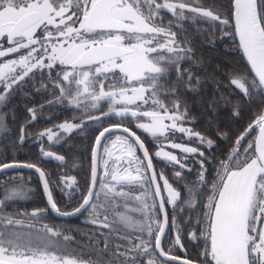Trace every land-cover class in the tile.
Instances as JSON below:
<instances>
[{"label":"snow or ice","instance_id":"obj_1","mask_svg":"<svg viewBox=\"0 0 264 264\" xmlns=\"http://www.w3.org/2000/svg\"><path fill=\"white\" fill-rule=\"evenodd\" d=\"M161 9H167L178 17H183L187 10L196 17L220 21L223 25L229 24L228 19L221 20V17L214 14L212 10H203L199 6L192 7L185 2L157 4L155 0H0V38L6 39L10 45L6 49H2L0 45L2 49L0 57H6L9 54L19 56L18 59L0 63V87L4 88V93L0 94V102H3L6 96L14 90L13 86H19L33 69L45 67L51 69L58 61L60 65L70 66L72 69V71L63 73V80L68 81L69 86L72 81L76 84L75 94L71 93L70 87L66 90L61 84H56L55 87L60 88L61 99L67 97L68 102L75 103L77 107L85 103H91L92 107H95L106 98L112 101L109 112L89 117V120H102L111 116L123 119L129 114L137 119L143 116L150 118L151 122L140 123L137 127L154 138L165 136L169 129H174L180 133H187L189 137L198 136L201 143H204L205 138L200 133H193L190 129L178 127V123H183L186 113L177 115L165 105L160 104L158 100H154L153 103L161 111L140 113L129 107L138 108L139 105L136 102L140 100L147 103L143 94L148 92L149 88L144 87L145 81H152L151 93L153 96L157 95L158 82L168 72L169 66L176 65L177 71L180 72V62L192 51L190 48L183 47L182 42L177 41L176 33L155 24ZM231 15L235 20V34L239 37L240 47L254 73L250 83L247 77H241L233 79L232 84L236 85L249 100L258 96L261 103H264V0H232ZM75 24H78V27H73ZM171 26L169 24V28ZM38 29L43 30L42 36ZM161 35L166 37L164 43H159L157 40ZM92 37L101 38L93 39ZM133 40L135 42H132ZM36 45H39V48ZM21 50H25L24 55H19ZM84 67L94 68L95 72L83 71ZM113 69H119L125 82L140 81V87L132 88L131 95H129V90L126 88H121L118 92L104 91L105 85L101 81L100 91L96 93V81L100 75ZM184 74L185 72H180L181 77ZM187 74L189 75L188 83L191 84V73ZM117 104L124 106L116 107ZM175 109L178 111L179 103L175 105ZM34 111V109H29V112ZM238 114L237 112L236 115ZM165 120H171V125L165 124ZM256 126L259 127V134L255 140V153L249 157V153L252 152V144L249 143L248 147L244 148L243 157H241L239 148L242 146V141ZM59 127L66 132H71L81 125L64 123ZM119 127L120 125H114L104 128L96 137V146L92 149L93 187L88 189L83 202L71 212H62L57 207L49 191L46 174L35 165L0 164V173L18 167L36 168L43 181L44 192L47 194L51 209L58 215H75L85 209L93 197L99 198L100 193L96 192L94 187L98 178L97 147L107 133ZM128 131L127 128L124 129V132ZM21 133L20 140L23 141L26 138L23 134V127ZM45 135L49 141H52L56 134L51 130L39 134L40 137ZM132 136H135V133H132ZM206 142L209 147L213 144L210 139ZM123 143L127 146V154L133 157L137 151L135 145H138L139 149L144 151V158L148 159V163L143 174H141L143 164L137 167L136 175L127 169L123 173L112 171L110 175L113 183L111 184L103 183L104 178L101 177V188L105 199L111 203L109 193L113 194V199L115 196L125 195L123 190L116 191V185L149 182L157 185L155 195L159 196L160 187L157 184L156 173L152 172L150 181L147 177V170L152 169V163L148 158L149 154L144 143L138 136H135V140L131 142L130 138H126ZM171 147L187 154H194L198 151L196 148L175 143L171 144ZM43 155L53 157L54 154L44 152ZM161 155L168 161L179 164L181 168L185 166L176 155L169 152L156 153L157 157ZM199 155L204 157L203 152ZM54 158L61 161L64 159L62 156ZM136 159L139 158L136 157ZM104 163L107 166V161ZM206 173L207 169L202 160L201 171L196 181L202 186L201 189L188 187L189 200L186 203L191 206V210L199 206V201L194 198L201 195L203 187L207 186ZM107 175L109 173L106 167L105 176ZM175 175L177 179L183 178L180 172ZM160 179L164 180V187L168 192L166 203L175 204L181 193L173 189L163 175ZM61 183H67L71 188L75 181L62 180ZM28 191L31 189H25L21 185L9 189L4 200H0V226H2L0 227V264H84L83 261L78 262L76 259L58 254L52 237L59 238L61 233L55 230L54 226H42L48 240L44 244L34 242L30 233L25 240L20 233L8 231L15 225L24 226L23 220L13 218L15 215L37 217L45 211L39 209L31 214L3 213L5 201L24 198ZM211 191L212 195L205 205L208 211L205 213L207 223L203 230L204 235L210 238L211 249L202 255L205 259L210 256L214 264H264V223H262L264 222V114L259 115L252 124L248 125L245 132L237 137L235 148L227 159L220 161L217 179L212 184ZM66 195L71 198L73 194L69 192ZM144 195L147 197L150 193L146 192ZM136 199L140 200L141 197L138 196ZM164 207L165 201L162 200L159 210L163 212ZM154 209L155 204L149 206L145 202L140 210L142 219L139 221L126 214H118V223L125 228L138 229L141 232L146 230L148 234V239H140L139 244H133L121 254L125 257V264H136L139 257L155 253L156 250H159L160 257L168 256V253L161 247L162 236L168 223L167 214L165 213L162 223L158 219L153 220L152 211ZM92 210L96 214L99 208L93 204ZM107 221L108 217L105 216L104 228H110ZM175 221L176 217H173L172 226L179 233L180 230ZM92 223H97V219H93ZM153 224L159 228L158 233L154 232ZM27 227L32 229L34 225L29 224ZM153 235L155 236L154 248L151 242ZM190 238L196 239L195 234H190ZM70 239L69 236L64 237L66 242ZM179 243L180 236L177 235L176 244ZM107 247L105 243V250ZM129 252H134L136 255L129 257ZM170 259L176 260L177 258L171 257ZM147 264H155V260L149 259ZM183 264H192V262L185 260Z\"/></svg>","mask_w":264,"mask_h":264},{"label":"trees","instance_id":"obj_2","mask_svg":"<svg viewBox=\"0 0 264 264\" xmlns=\"http://www.w3.org/2000/svg\"><path fill=\"white\" fill-rule=\"evenodd\" d=\"M172 1L207 8L221 18L229 20L228 25H223L219 21L196 17L188 11H185L183 17L174 16L167 9H161L155 20L157 26L176 33L177 41L182 42L183 47L190 48L192 51L179 65L180 72H185V74L181 77L176 65L169 66L168 72L158 82L157 95L153 96L151 93L152 81L144 82L146 88H149V91L145 92L147 103H140L138 108L161 111L153 103L154 100H158L160 104L165 105L177 115L186 113L183 117V123H180L181 126L190 129L193 133H200L205 138L204 143H201L200 138L195 135L188 139L181 138L186 141L187 145L198 150L194 154L184 152L177 154L178 159L185 165L183 168L164 157L156 156L157 150L162 145L161 137L154 138L136 126L138 122L145 121L148 117L141 116L137 119L128 115L123 119L111 116L102 120H89V117L100 116L102 113L109 112L112 102L106 100L98 103L95 107H92L91 103L80 107H77L76 104L67 106L59 98L46 103L37 108L40 111L36 114V119L25 127L26 139L24 143H19L20 129L31 117L28 110L46 99L50 90V87L45 84L43 73L42 78L38 81L31 80L33 77H27L19 86H13L14 90L11 91V94L7 95L3 102H0V125H2L0 128V164L22 162L39 167L46 174L49 189L57 207L62 212H70L80 205L88 190L92 148L98 133L111 125H120L132 130L142 140L150 154L165 201L168 228L163 239V250L168 254L178 256L179 247L176 244H170V242H176L177 235L180 236V242L183 240L190 241L192 240L190 234H196L197 226H206L207 217L205 213L208 209L205 205L208 203L212 191L207 186L203 187L201 195L194 198L199 201V206L195 210H191V206L186 203L189 200L188 187L197 190L202 187L196 183L198 173L201 170V161L204 160V167L207 169L208 185V183L213 182V177L217 178L220 161L227 159L233 151L237 137L244 133L248 125L252 124L259 115L264 114V103H261L258 96L249 100L236 85L232 84L233 79L247 77L250 83L253 78L235 36L231 15L232 0H155L157 4ZM169 24L172 25L171 28H169ZM157 40L159 43H164L166 37L161 35ZM187 73H191V84L188 83L189 75ZM104 76H109L113 81H116L117 86L127 87L122 80L123 77L120 78L116 71L105 73L101 78ZM3 93L4 88L0 87V94ZM177 103H179L178 111L175 109ZM237 112L238 115H236ZM68 122L81 125V127L74 128L71 132L59 134L52 141H49L46 135L39 136L46 130L53 132L58 129L61 123ZM257 129L258 126L242 141L239 152H243L248 142H253ZM116 134L120 133L106 136L100 147L98 179L95 189L96 192L100 193V196L98 199L93 197L87 209L74 219H59L51 214L43 195L40 180L34 172L9 170L1 173L0 200H4L9 189L21 185L25 189H31L24 198L5 201L3 204L4 214H31L35 210H45L37 217L15 215L13 218L23 220L24 226L15 225L8 231L20 233L25 237V240L30 233L34 242L44 244L48 240L42 226H54L55 230L61 233L59 238L52 237L58 254L76 259L78 262L83 261L84 264L89 261L91 264H125V257L121 255L125 249L131 248L133 244H139L140 239H148L146 230L141 234L137 229H131L130 232L118 223L119 213L130 217H133L131 216L132 213L134 217L142 214L141 211L137 213L138 204H133V210L130 213L126 210L125 205L131 199H128V196L141 197L138 200L141 206L145 202L149 206L155 204V209L152 211L153 220L158 219L161 222V214L150 182L116 185V191L123 190L125 195L115 196L113 199V194L109 193L111 203L105 199L100 178H104L103 183L111 184L113 182L109 179L111 171L109 175L105 176L100 162L102 161V151L106 150L109 140ZM120 135L128 138L123 134ZM208 139L213 141L211 147L207 145ZM119 145L120 143L115 144L112 149L114 151L120 150V152L126 149L125 145ZM46 151L63 156L65 158L64 163L59 164L45 159L43 153ZM200 152L204 153V157L199 155ZM133 158L136 162L129 165L131 173L136 175L137 167L143 164L144 167L141 168V174H143L146 166L138 149ZM177 172L181 173L182 179H177L175 175ZM161 175L168 180L173 189L181 193L175 204L166 203L168 192L165 190L164 180L160 179ZM147 177L149 179L148 172ZM62 180H74L75 184L70 188L67 183H61ZM69 192L73 194L71 198L66 195ZM146 192L150 195L145 198ZM93 204L99 208L96 214L92 210ZM130 208L132 209L131 206ZM105 216L108 217L107 222L110 228L103 227ZM173 217H176L175 223L180 230L179 233L172 226ZM93 219H97V223H92ZM29 224H33L34 227L29 229L27 227ZM153 229L154 232L158 233L159 228L155 224H153ZM65 236H69L71 239L66 242ZM195 236L196 239L193 240L201 238ZM151 242L154 248V235ZM105 243L108 245L106 250ZM134 255H136L134 252L128 253L129 257ZM149 259H154L155 264H172L163 261L156 251L139 257L136 264H147Z\"/></svg>","mask_w":264,"mask_h":264},{"label":"flooded vegetation","instance_id":"obj_3","mask_svg":"<svg viewBox=\"0 0 264 264\" xmlns=\"http://www.w3.org/2000/svg\"><path fill=\"white\" fill-rule=\"evenodd\" d=\"M49 27H51V26H49ZM73 27H78V24L73 25ZM38 32L40 33L41 36L43 35V30L38 29ZM92 38L93 39H100L101 37H92ZM0 40H2V42L0 44V45H2V49H6L7 47L10 46L6 39L0 38ZM77 42H79V41H77ZM36 47L39 48V45H36ZM24 54H25V50H21L20 53H19V55H24ZM0 58H1L0 61L3 60V62H5L6 60L18 59L19 56L17 54H9L6 57H0ZM45 63H47V60H45ZM65 71H72V69H71L70 66L60 65L59 62L57 61L51 69L46 68V67L45 68H41V69H33L32 73L29 74L30 77L28 76V78H32L33 77L31 80H37L38 81L40 78H42V76H43L42 73H43L45 75L44 76L45 84L50 87V90L48 91L47 98L42 100L39 103V105H36V106H33V107L30 108V109H35V111L34 112H29V110H28L30 116H31V114H34L35 117H36V114H38V112L40 111V109H37L38 107H40V106H42V105H44L46 103L53 102V101L57 100L58 98L60 99V101L63 104H65L67 106L70 104L68 102V98L67 97H64L63 99L60 98L61 97L60 88L59 87H55V85L59 83L66 90L69 89V87H70L71 93L75 94V92H76L75 81H72L71 85L69 86V82L63 80V73ZM83 71L95 72V69L94 68L90 69L88 67H84ZM111 71H116V69H113ZM58 74H59V76H58ZM25 79H27V77ZM101 81H103V83L105 85L104 91L118 90V89H121V88H126V89L131 90L132 88H134L133 86L132 87L117 86V84H116L117 82L116 81H113L112 78H109V76H104L103 78H100V80L96 81L95 91L98 90V93H99V88H100V82ZM105 100L108 101V102L111 101V100L106 98L104 100H101L99 103L104 102ZM74 104L75 103H71V105H74ZM87 104H89V103H85V105H87ZM256 133H257V131H256ZM255 137H256V134L254 135L253 142L252 143L248 142V144L245 146V148H246V147H248L249 143L252 144V152L249 153V157H251L255 153ZM240 153H241V157H243L244 150H243V152H240ZM235 163L236 162L234 161L233 164L235 165ZM200 165H201V163H200ZM216 179L217 178L213 177V182L212 183H208L207 188L209 190H211L212 184L214 183V181ZM199 212H201V211L199 210ZM205 223H207V218H206V222ZM204 228L205 227L197 226V228H196L197 232H196L195 235H197L198 237H201L198 240H193V239L190 240V241L189 240L188 241L183 240L179 244H176V242H170V244H176V246L179 247L180 251L178 252V256H176V257L187 259L189 261H192V262H195V263H198V264H214V262L211 260L210 256H208L207 259H205V257L202 255L205 251H210V249H211V241H210V238H208V237H206L204 235V233H203ZM202 235H203V237H202ZM204 238H205V240H203ZM162 247H163V243H162ZM169 255H172V254H169ZM172 256H175V255H172ZM172 264H175V263H172Z\"/></svg>","mask_w":264,"mask_h":264},{"label":"rangeland","instance_id":"obj_4","mask_svg":"<svg viewBox=\"0 0 264 264\" xmlns=\"http://www.w3.org/2000/svg\"><path fill=\"white\" fill-rule=\"evenodd\" d=\"M2 40H0V44H1ZM132 42H135L134 40ZM1 50V49H0ZM1 59V58H0ZM0 63H3V60L0 61ZM116 72L119 73L120 75V78L121 76L123 77V74L119 72V69H116ZM94 73V72H92ZM104 75V74H103ZM102 75H100L99 79L101 78ZM79 78V77H78ZM97 80V81H98ZM123 82L125 83V85L127 87H140L141 85V82L140 81H135V82H125L124 81V78H122ZM144 87L146 88L145 84H144ZM100 89V88H99ZM129 90V89H128ZM110 91H113V90H110ZM96 93H98V90L95 91ZM129 95H131V90H129ZM144 95V98L145 97V93L143 94ZM112 102V101H111ZM144 102L143 100H140V101H137V105H140V103ZM111 105V104H110ZM124 105L122 104H117L116 107H123ZM131 107L133 110H136L138 112H151L152 110L150 109H147V108H142V109H139L135 106H129ZM150 118H148L147 120L145 121H142V122H138V124L140 123H150ZM69 123V122H68ZM165 124H168V125H171L172 121L171 120H165L164 121ZM61 124H64V123H61ZM60 124V125H61ZM136 125V126H137ZM178 127H182L180 123H178ZM64 131L63 129H61L60 127H58L57 130L53 131L52 133L56 134L54 135V139H56L58 137L59 134H63ZM120 138L119 140L117 138ZM161 139H162V145L160 146L161 148L157 150V152H169L173 155H176L177 154H181V150L180 149H174L171 147V144L175 143V144H181L183 146H187V147H192V146H189L186 144V141H184L183 139H181L182 137L183 138H186L188 139L189 138V135L187 133H180L178 130H174V129H169V131L166 133L165 136H160ZM126 138L123 137L122 135L120 134H116L114 135L110 140H109V143L106 145V150H103L102 151V161L100 162V165L103 166V174L105 173L106 171V167H107V172L109 173L110 171H119L121 173H123V171L125 169H127L128 171L131 172V167L129 165L133 164L136 162L135 158L129 156L127 154V146L125 145V143H123V141L125 140ZM117 143H120V145H125L126 146V149L122 150L120 152V150H116L114 151L112 149V147L117 144ZM119 145V146H120ZM194 148V147H192ZM109 153H111V155H109ZM160 157H163L162 155ZM105 161H107V166H105ZM126 165H124V164ZM110 172V173H111ZM104 176V175H103ZM109 179H111V175L109 177ZM131 198V199H130ZM146 198V197H145ZM128 199H130V201L127 202V204L125 205L126 207V210H128V212L130 213V211L133 210V204L137 205V213L138 211H140L142 209L143 206L140 205V202H138V200L135 198V195L133 196H128ZM134 202H137V203H134ZM130 206L132 207V209L130 208ZM133 216L132 218L136 221H139L142 219V214H139L137 216L134 217L133 213L132 215ZM264 223V222H262ZM131 229L132 228H126L127 231H130L131 232ZM138 230V229H137ZM129 233V232H128ZM139 234H141V231H139Z\"/></svg>","mask_w":264,"mask_h":264},{"label":"water","instance_id":"obj_5","mask_svg":"<svg viewBox=\"0 0 264 264\" xmlns=\"http://www.w3.org/2000/svg\"><path fill=\"white\" fill-rule=\"evenodd\" d=\"M170 3H180V2H178V1H172V2H170ZM190 6H192V7H197V6H194V5H192V4H190ZM201 8H202V7H201ZM202 9H203V10H208L207 8H202ZM185 11H187V10H185ZM214 14H215V13H214ZM221 20H223V18H221ZM219 22H220V21H219ZM232 23H233L234 31H235V20H234V18H232ZM235 36H236V39H237V42H238V45H239L240 51H241V53L243 54L244 60H245V62H246V64H247L249 70L251 71V66H250V64L248 63L247 58H246V56H245L244 53H243V49L240 47V44H239V37H238L236 34H235ZM251 73H252V71H251ZM252 75L254 76V73H252ZM99 91H100V89H99ZM113 91L118 92L119 89H118V90H113ZM140 113H143V112H140ZM35 119H36L35 115H34V114H31L30 119H29L26 123H24V124L22 125L24 131H25V127H26L28 124L32 123ZM111 126H114V125H111ZM111 126H108V127H111ZM22 127H21V128H22ZM108 127H106V128H108ZM125 128H126V127H124V126H120L119 128H113V130L110 131L109 133H107V134L105 135V137L108 136L109 134L120 133V134H123V135L127 136V137L130 138L132 141H134V140H135V136H138V135L135 133V136H132V133H134V132H133L132 130L128 129V128H127V129H128L129 131H128L127 133L124 132V129H125ZM103 130H104V129H102L101 131H103ZM101 131H100V132H101ZM100 132H99V133H100ZM20 133H21V129H20ZM99 133H98V135H99ZM21 134H22V133H21ZM23 134H24V133H23ZM258 134H259V128H258V130H257L256 137L258 136ZM98 135H97V136H98ZM20 136H21V135H20ZM105 137H104V138H105ZM256 137H255V140H256ZM104 138H102V142H103ZM25 139H26V138H25ZM25 139H24L23 141H21L20 138H19V143H21V144L24 143ZM140 141H142V140L140 139ZM102 142H101V144H102ZM101 144L97 147V153H98V161H97V177H98V167H99V152H100ZM94 146H96V139H95V142H94L93 147H94ZM135 146L137 147L139 153L141 154V157H142V159H143V161H144V163H145V166H146L147 163H148V159H145V158H144V151H143V150H140L138 145H135ZM145 148H146V147H145ZM92 149H93V148H92ZM46 152H51V151H46ZM51 153L54 154L53 157H45V156H44V158H45V159L52 160V161L57 162V163H59V164H63V163H64L65 158H64L63 156H62V157H63L64 159L61 161V160H57V159L54 158L55 156H61V155H59V154H57V153H54V152H51ZM148 154H149V153H148ZM148 158L151 159L150 154H149ZM10 163H16V164H18V165H32V164H26V163H22V162H10ZM151 163H152V159H151ZM6 164H8V163H6ZM36 168H39V167L36 166ZM36 168L18 167V168H15V169H8L7 171H9V170H24V171H32V172H34V173L38 176V178H39V180H40L41 188H42V191H43V195H44V198H45L46 204H47V206H48V208H49L51 214H52L53 216L59 218V219H64V220H67V219H74V218L78 217L79 215H81V214L87 209V207H88L89 205H87V206L85 207V209H82L81 212H79V213H77V214H75V215H72V216H62V215H58L56 212H54V211L51 209L50 205L48 204L47 194L44 192V188H43V181L41 180L40 173L36 171ZM39 169H40V168H39ZM92 169H93V156H92V158H91V176H90V183H89V187H88V189H89L90 187H93ZM40 170H41V169H40ZM41 171L43 172V170H41ZM153 171L155 172V170H154V166H153V163H152V169H151V170H147L148 175H149V179L151 178V176H152V172H153ZM3 173H4V172H3ZM0 174H1V173H0ZM97 179H98V178H97ZM96 184H97V180H96L95 185H94L95 189H96ZM157 184L159 185L158 180H157ZM151 185H152L153 192H154V195H155V191H156V186H157V185H156V184H151ZM159 187H160V185H159ZM49 191H50V189H49ZM87 194H88V190H87V192H86L85 195H87ZM155 198H156L157 205H158V208H159V205H160L161 201H162V200L164 201V199H163V195H162V191H161V188H160V195H159V196H156V195H155ZM83 200H84V198H83ZM83 200H82V202H83ZM82 202H81V203H82ZM81 203H80V204H81ZM72 211H73V210H72ZM70 212H71V211H70ZM165 213H166V207H164V211H163V212L160 211V214H161V223L164 221ZM166 214H167V213H166ZM167 218H168V216H167ZM167 228H168V223H167V225H166V231H167ZM166 231H165V233H164L163 236H162V243H163V239H164V236H165V234H166ZM158 232H159V231H158ZM162 243H161V247H162ZM162 248H163V247H162ZM156 252H157V254H158V253H159V250H156ZM158 256H159V254H158ZM159 257H160V256H159ZM171 257H176V256H172V255H169V254H168L167 257H160V258H161L163 261H165V262H170V263H175V264H183V261L187 260V259H183V258H180V257H176V258H177L176 260H171V259H170ZM191 262H192V261H191ZM192 264H198V263L192 262Z\"/></svg>","mask_w":264,"mask_h":264}]
</instances>
